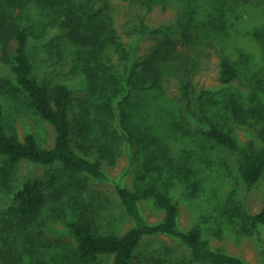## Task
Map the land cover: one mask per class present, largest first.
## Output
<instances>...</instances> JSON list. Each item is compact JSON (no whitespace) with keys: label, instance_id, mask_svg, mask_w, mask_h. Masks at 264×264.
I'll return each mask as SVG.
<instances>
[{"label":"trees","instance_id":"1","mask_svg":"<svg viewBox=\"0 0 264 264\" xmlns=\"http://www.w3.org/2000/svg\"><path fill=\"white\" fill-rule=\"evenodd\" d=\"M124 1L118 29L106 0H0V70L8 69L13 73L30 106L54 130L49 147L39 145L29 133L21 140L6 131L0 103V158L5 165L0 170V191L13 184L12 211L19 219L37 215L47 204L51 190L67 189L68 184H64L67 188L60 187L52 177L13 179V167L18 163L31 162L46 167L60 164L62 170L72 175L108 180L101 160L108 149L114 148L117 137L116 131L111 129L117 127L113 122L117 118L119 134L134 139L145 157L144 165L155 166L161 173L168 150L152 125L144 121L133 97L145 95L156 108L171 102L167 90L174 82L184 99L190 100L195 94L199 112L206 111L203 102L205 107L211 106L214 98L197 88L194 77L208 56V48L219 57L218 80L223 87H229L243 67L249 71L255 64V67H264V62L257 64L249 56L244 57L238 44L240 21L248 12L245 0H228L227 4V0ZM156 8L173 9L175 19L151 25L148 15ZM32 15L41 20H31ZM53 26L58 27L60 38L70 44L72 59L79 66L77 73L90 89L89 97L76 106L77 110L68 83L47 84L34 70L30 44L35 38H48ZM175 34L189 50L172 49L169 43ZM145 36L157 39L160 44L147 56L136 57L135 45ZM111 55H116V60ZM205 120L209 123L207 135L212 141L232 151L237 149L233 136L215 119L214 122ZM258 138L259 147L238 168L240 181L247 189L264 173V123L258 129ZM115 191L132 226L120 235L103 233L96 229L93 221L76 212L67 219L66 228L76 241L78 260L95 261L100 255H112V264H168L170 261L164 256L167 249L147 251L144 248L146 239L164 235L188 249L193 262L248 264L237 255L203 243L198 226L181 229L175 202L164 204L160 220L148 222L140 211L137 192L119 184L115 185ZM65 197L66 201L76 200V196L67 191ZM248 217L253 225L264 224V199L259 211ZM262 252L264 255V248ZM28 264L60 263L41 260Z\"/></svg>","mask_w":264,"mask_h":264},{"label":"rangeland","instance_id":"2","mask_svg":"<svg viewBox=\"0 0 264 264\" xmlns=\"http://www.w3.org/2000/svg\"><path fill=\"white\" fill-rule=\"evenodd\" d=\"M114 26L120 28L124 0H106ZM228 0L226 1L227 4ZM247 13L241 19L240 40L244 57L253 62H264V0H245ZM175 11L156 8L148 15L151 25L171 22ZM31 20H41L32 15ZM48 38H35L30 53L37 76L47 84L63 81L71 86L75 109L90 95V89L77 73L79 67L72 59L68 41L59 36L57 26ZM126 41V40H124ZM160 41L145 36L135 45L136 57L147 56ZM169 45L174 50H189L180 36L173 35ZM207 49V48H205ZM208 56L194 77L198 89L214 98L211 106L200 111L195 94L190 100L182 97L174 82L169 85L168 99L154 108L145 95L134 96L144 121L152 125L168 150L164 171L144 165V155L137 142L119 134L113 149L101 160L109 176L96 181L82 174L72 175L60 164L46 167L31 162L18 163L12 178H53L62 187L51 190L43 209L34 216L19 219L14 216L15 204L11 188L0 191V264H28L37 261L60 264H112V255H100L95 261H80L75 256L76 241L66 228V221L77 212L78 216L93 221L103 233L122 234L132 226V220L118 198L115 185H124L137 192L140 211L145 220L155 222L164 214L168 201L178 205V224L183 230L198 226L201 240L213 249L237 255L248 264H264V224L253 225L248 215L258 212L264 199V173L250 188L240 181L238 168L259 147L258 129L264 123V67L240 69L230 86L218 80L219 57L208 48ZM1 55V52H0ZM116 60V55H111ZM198 92V91H197ZM173 100V102H172ZM206 101V100H204ZM0 103L3 121L8 133L23 139L32 134L39 145L53 143L52 125L42 119L30 106L10 70H0ZM214 105V106H213ZM209 108V111L207 110ZM218 122L235 139L237 149L232 151L216 144L207 135L208 121ZM0 158V170L4 169ZM76 196V202L65 193ZM147 251L167 249L168 264H213L192 261L188 249L164 235L144 241ZM170 254V255H169ZM172 260H169L171 259Z\"/></svg>","mask_w":264,"mask_h":264}]
</instances>
